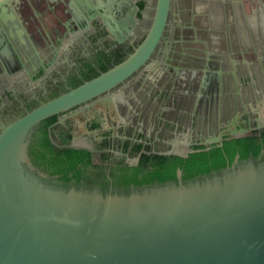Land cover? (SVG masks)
I'll return each mask as SVG.
<instances>
[{"label": "flooded vegetation", "instance_id": "flooded-vegetation-1", "mask_svg": "<svg viewBox=\"0 0 264 264\" xmlns=\"http://www.w3.org/2000/svg\"><path fill=\"white\" fill-rule=\"evenodd\" d=\"M133 56L37 123L39 169L127 187L264 154V0H0V127Z\"/></svg>", "mask_w": 264, "mask_h": 264}, {"label": "water", "instance_id": "water-1", "mask_svg": "<svg viewBox=\"0 0 264 264\" xmlns=\"http://www.w3.org/2000/svg\"><path fill=\"white\" fill-rule=\"evenodd\" d=\"M134 59L1 125L0 264H264V154L127 187L64 181L32 161L37 123L128 73Z\"/></svg>", "mask_w": 264, "mask_h": 264}, {"label": "trees", "instance_id": "trees-1", "mask_svg": "<svg viewBox=\"0 0 264 264\" xmlns=\"http://www.w3.org/2000/svg\"><path fill=\"white\" fill-rule=\"evenodd\" d=\"M64 181H67L68 179L67 178H65V179H63ZM162 180V179H161Z\"/></svg>", "mask_w": 264, "mask_h": 264}]
</instances>
